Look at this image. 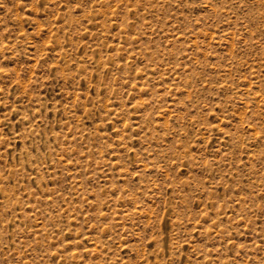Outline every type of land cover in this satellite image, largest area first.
Here are the masks:
<instances>
[{
	"label": "rangeland",
	"instance_id": "1",
	"mask_svg": "<svg viewBox=\"0 0 264 264\" xmlns=\"http://www.w3.org/2000/svg\"><path fill=\"white\" fill-rule=\"evenodd\" d=\"M0 264H264V0H0Z\"/></svg>",
	"mask_w": 264,
	"mask_h": 264
}]
</instances>
